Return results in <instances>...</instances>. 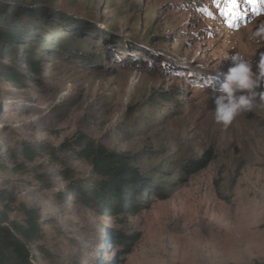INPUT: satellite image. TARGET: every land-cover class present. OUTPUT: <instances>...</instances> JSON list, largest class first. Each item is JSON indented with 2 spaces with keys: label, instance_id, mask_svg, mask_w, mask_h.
Returning <instances> with one entry per match:
<instances>
[{
  "label": "rangeland",
  "instance_id": "1",
  "mask_svg": "<svg viewBox=\"0 0 264 264\" xmlns=\"http://www.w3.org/2000/svg\"><path fill=\"white\" fill-rule=\"evenodd\" d=\"M2 2L34 15L14 25L26 29L15 53L0 52V191L15 201L10 221L21 205L40 214L38 264L264 263V106L224 126L206 87L235 52L255 69L264 0ZM77 132L129 153L168 197L139 198L137 214L85 206L74 190L97 177L60 149ZM25 144L39 147L33 163ZM208 150L210 165L186 177Z\"/></svg>",
  "mask_w": 264,
  "mask_h": 264
},
{
  "label": "trees",
  "instance_id": "2",
  "mask_svg": "<svg viewBox=\"0 0 264 264\" xmlns=\"http://www.w3.org/2000/svg\"><path fill=\"white\" fill-rule=\"evenodd\" d=\"M14 9L16 8L7 7L0 0V21L5 23V26H0L1 53L14 54L16 50L12 46L20 43L21 38L26 36L25 28L22 30L14 26L19 23L18 18L22 15L34 16L33 11L27 12L28 10L22 9L18 13ZM55 19L68 22L58 17ZM44 22L47 26L53 25L47 23L48 21ZM30 42L36 46L43 47L44 45V42H39L37 39ZM37 63L38 61L31 63L33 66L31 71L36 74H38ZM3 78L13 83L21 80L15 71L3 73ZM60 149L75 150L76 157L89 162L92 173L97 177L90 184L88 191L82 187H76L74 190L77 195L81 196L87 207L97 208L103 214H116L117 212L137 214L142 206L138 204L139 198L147 199L148 195L159 199L168 197L161 187H157L154 181L140 173L133 164L134 157L129 153L109 151L105 146L96 144L92 138L80 132L64 142ZM21 155L25 161L33 163L40 156L39 147L25 144ZM213 159L212 150L204 152L198 160L184 168L185 176L190 177L205 170ZM89 195L92 198H89ZM14 203L10 195H7L5 191H0V264H32L31 259L38 264L36 251L39 248L37 244L42 240L41 216L36 210L21 205L19 211L23 220L10 221L9 212L13 210ZM4 224H10L11 229ZM121 239L119 237L115 241L121 242ZM256 264L264 263L257 262Z\"/></svg>",
  "mask_w": 264,
  "mask_h": 264
},
{
  "label": "clouds",
  "instance_id": "3",
  "mask_svg": "<svg viewBox=\"0 0 264 264\" xmlns=\"http://www.w3.org/2000/svg\"><path fill=\"white\" fill-rule=\"evenodd\" d=\"M254 37L264 38V27L253 33ZM232 66L223 75V81L216 83L217 77L211 76L206 87L214 101V119L224 126L230 125L237 116L264 106V53L253 62L241 54L227 55Z\"/></svg>",
  "mask_w": 264,
  "mask_h": 264
},
{
  "label": "water",
  "instance_id": "4",
  "mask_svg": "<svg viewBox=\"0 0 264 264\" xmlns=\"http://www.w3.org/2000/svg\"><path fill=\"white\" fill-rule=\"evenodd\" d=\"M4 226L8 227L9 229H11V226L10 224H4ZM31 263L32 264H37L36 262H34L32 259H31Z\"/></svg>",
  "mask_w": 264,
  "mask_h": 264
},
{
  "label": "snow or ice",
  "instance_id": "5",
  "mask_svg": "<svg viewBox=\"0 0 264 264\" xmlns=\"http://www.w3.org/2000/svg\"><path fill=\"white\" fill-rule=\"evenodd\" d=\"M231 3L233 4V5H235L236 4V0H231ZM231 26V25H230Z\"/></svg>",
  "mask_w": 264,
  "mask_h": 264
}]
</instances>
